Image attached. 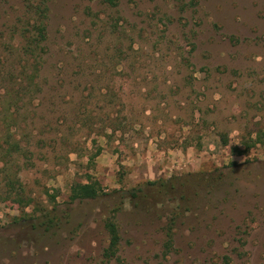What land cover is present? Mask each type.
Masks as SVG:
<instances>
[{"label": "rangeland", "instance_id": "rangeland-1", "mask_svg": "<svg viewBox=\"0 0 264 264\" xmlns=\"http://www.w3.org/2000/svg\"><path fill=\"white\" fill-rule=\"evenodd\" d=\"M7 143L0 264H264V0H0Z\"/></svg>", "mask_w": 264, "mask_h": 264}, {"label": "trees", "instance_id": "trees-1", "mask_svg": "<svg viewBox=\"0 0 264 264\" xmlns=\"http://www.w3.org/2000/svg\"><path fill=\"white\" fill-rule=\"evenodd\" d=\"M105 4L109 5L110 7L117 6V0H102ZM44 2V0H43ZM41 13H46V9L40 11ZM40 21V19H39ZM43 22V21H42ZM44 27H42V30ZM25 88H21L17 91L16 97H19L21 95H24ZM16 104V103H15ZM227 142V141H225ZM10 146L8 149H5V151L0 150V162H6L8 158L11 156V151H16L21 149V146L18 143H7ZM3 146L0 145V149ZM242 151H238V153H241ZM90 178V177H89ZM168 182L166 181H150L148 182V185L152 187H159V188H166ZM132 198H138L140 197L141 193H143V189H132L127 191ZM103 194V187L99 182H90L87 184L82 183H75L71 188V195L70 200L71 201H83L87 199H96L99 196ZM105 229L109 236V245L104 249L103 252V258L106 260H110L112 257L116 256L119 250L120 242H121V235L119 231V227L117 222L114 218H109L105 222Z\"/></svg>", "mask_w": 264, "mask_h": 264}]
</instances>
